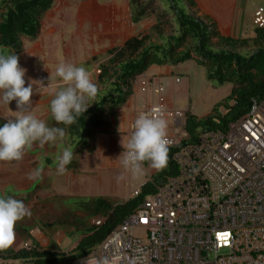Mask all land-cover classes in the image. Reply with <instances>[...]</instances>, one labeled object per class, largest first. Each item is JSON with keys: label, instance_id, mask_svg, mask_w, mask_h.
<instances>
[{"label": "built area", "instance_id": "built-area-1", "mask_svg": "<svg viewBox=\"0 0 264 264\" xmlns=\"http://www.w3.org/2000/svg\"><path fill=\"white\" fill-rule=\"evenodd\" d=\"M252 24L264 29L263 7L254 9ZM152 84L142 77L128 90L144 95ZM154 101L137 110L129 137L140 113L162 108L169 144L167 164L156 171L174 174L121 227L68 264H264V99L253 101L225 131L197 132L194 139L185 130L186 114L170 109L161 87ZM135 229L144 239L132 236Z\"/></svg>", "mask_w": 264, "mask_h": 264}, {"label": "crops", "instance_id": "crops-1", "mask_svg": "<svg viewBox=\"0 0 264 264\" xmlns=\"http://www.w3.org/2000/svg\"><path fill=\"white\" fill-rule=\"evenodd\" d=\"M57 2L62 4L58 11L49 10L41 16L39 21L41 30L36 39H22L19 52L3 48L18 57L19 66L26 70V77L33 86L31 103L22 111L31 113L37 119L45 121L49 127L64 128L65 136L62 141L55 144L40 146L38 143H33L20 161H0V196H12L23 202L26 201L28 202L27 206L31 208L41 207V211L46 210L41 214L46 215L47 212H51L45 207L37 206V203L44 201L47 195L42 196L41 189H38L33 191L32 197H29L26 196L27 190L30 187L41 186L47 187L46 190L50 191L54 184L53 180H55L50 176V173L53 172L57 173L55 184H61L64 188L62 194L55 192L56 196L66 199L70 193L74 196L75 203L79 200L97 198V194L87 191L86 188L93 185L92 183L99 185L102 182L100 171L118 169L121 163L116 158L123 151L121 143L126 144L129 138L130 121L142 106L148 107L155 102L152 97L149 98V95L137 93L134 97H129L121 106L111 109L108 99L103 106L99 107V101L109 91L111 81L106 78L100 79V76L98 77L93 72L108 67V63L112 59L110 51L123 47L126 41L141 33L137 30L136 25H134L135 30L130 28L133 24L130 19L129 0H57ZM192 5L200 9L206 16V20L202 21L214 23L220 36L235 40L252 39L253 36L239 37L241 28L239 25L244 27L246 16L248 15V18L251 19L252 11L256 7L264 8V0H198L192 2ZM63 8L72 9L74 12L75 31L73 33L66 34L63 30L67 27L64 24L61 26V23L54 20L56 13L58 15ZM247 11L249 12L247 13ZM68 35L70 41L65 42V37ZM75 39L76 42L79 41V45L74 43ZM85 42L88 46L87 49ZM78 46H82L84 53L81 54ZM62 63L86 66L91 74L92 82L98 87L95 99L87 101L91 105L88 110H91L95 105H98V108L95 112V120L87 122L85 131L79 126L68 129L55 122L51 116L50 100L54 97L55 92L64 86L60 78L55 75L57 66ZM147 75L161 81L172 75V72L169 65H152L147 68L142 77ZM104 79L109 81L108 86L105 83L98 85V82L101 80L104 82ZM27 84L25 83V86ZM5 112V106L3 109L0 103V125L6 123L7 118L15 115V113L8 115ZM88 138L89 140L86 142L85 139ZM65 148L72 150L73 160L66 166V171L61 174L57 171V165L56 167L53 165L57 164L58 157ZM37 168L41 169L40 177L34 180L29 179V174ZM149 168L148 175L150 177L157 171ZM51 193L50 191L49 195ZM107 197L103 198L112 200L111 196ZM59 209L68 210L64 207ZM35 212L31 210V214ZM71 214L76 213L72 212ZM38 215L41 217L40 214ZM29 222H26L25 225H28ZM27 228L30 234L29 242L32 240L40 245L36 235L38 231L32 227ZM45 235L47 236L48 233ZM48 241L49 238L44 243ZM23 245H28V242H23L21 247Z\"/></svg>", "mask_w": 264, "mask_h": 264}, {"label": "trees", "instance_id": "trees-1", "mask_svg": "<svg viewBox=\"0 0 264 264\" xmlns=\"http://www.w3.org/2000/svg\"><path fill=\"white\" fill-rule=\"evenodd\" d=\"M162 1L175 15L177 35L169 36L163 45L146 46L149 38L139 34L126 41L123 47L110 51L112 59L108 63L109 66L103 67L100 71V79L107 78L111 81L110 89L99 101V107L108 99L111 109L124 104L130 96L129 83L141 76L149 66L176 65L194 60L204 68L207 81H215L219 85L231 84L228 100L232 105L224 103L226 111L224 114L213 109L211 114L202 119L186 114L185 130L190 139H194L197 132L225 131L229 123L249 110L253 101L261 102L264 99V29L255 28L252 39L235 40L223 37L219 35L214 23L204 22L187 14L177 7L174 0ZM1 3L5 10L0 14V47L19 52L22 45L21 38L34 40L38 36L40 18L51 8L53 0H1ZM128 4L131 23L137 25L146 18L149 10L140 0H129ZM214 38L218 44L227 47L228 50L211 49L210 41ZM249 45L255 50L248 55H241L235 51L237 47ZM97 108L98 105H95L91 110L80 114L74 124L66 127L68 129L76 126L82 129L84 125L86 127L88 120L89 123L95 120ZM173 174L171 169L166 168L153 175L140 188V196L121 204H113L105 198L76 201V210L86 213L89 218L100 217L104 221L99 227L84 224V233L68 253L49 247L41 249L37 245L28 250H13L9 246L0 249V262L68 264L85 256L120 225L146 196L153 194L155 188L162 184L167 176ZM76 222L80 220L77 219ZM58 223L67 224L62 220ZM72 224L74 223L70 225Z\"/></svg>", "mask_w": 264, "mask_h": 264}, {"label": "rangeland", "instance_id": "rangeland-1", "mask_svg": "<svg viewBox=\"0 0 264 264\" xmlns=\"http://www.w3.org/2000/svg\"><path fill=\"white\" fill-rule=\"evenodd\" d=\"M174 1L177 7L183 9L187 14H190L204 21L206 20V16L202 14V11H200V9L195 8L194 5H190L191 2L196 1ZM140 2L149 10L146 18L141 20L139 24L136 25V27L138 28L137 30L141 32L139 34H144L149 38L146 46H149L151 44L163 45L165 43V40L169 36L177 35L178 26L175 20V15L164 1L140 0ZM61 5L62 4L58 3L57 0H54L53 5L49 10L58 11ZM4 10L5 9L4 7H2V3L0 0V14H2ZM249 11H247V13ZM74 19L75 16L72 9L66 8H63V10L58 13V15L56 13L54 18V20L58 21V23H61V26H63L64 24L67 27V29L63 28V31H65L66 34L71 32L73 33L75 31ZM248 23H250L249 26H247ZM154 26L157 27L155 28ZM239 26L241 27L239 31V37L245 38L248 36H253L255 27L252 24V17L251 19H249L248 15L246 16L243 27L244 29L241 25ZM130 28L132 30H135L134 25H131ZM69 38V35L66 36L65 42H69ZM74 43L79 45V41L76 42V39ZM85 46L87 49L88 46L86 42ZM210 47L213 50H228L227 47L218 44L215 38L211 39ZM78 48L81 50V54L84 53L82 46H78ZM254 50L255 48L252 45L246 47H237L235 49V51L241 55H248ZM169 68L172 72V75H170L165 80L159 81L151 75H147L146 77H144L145 79L153 81L150 92H146V94L148 93L147 96L149 95V98L152 97L155 100L158 97V88L161 87L163 89V96L167 99L171 110L189 114L197 119H202L208 116L209 114H211L213 109H216L220 114H224L226 112L224 103L232 105V102L228 100L232 89L231 84L219 85L215 81H207L205 78L204 68L199 66L194 60H187L176 65H169ZM93 74L97 75L98 77L100 76V73L98 74L96 70L93 72ZM26 76L27 74H25V83H29V79ZM102 83H105L106 86H108L109 81L104 79L103 82L101 80L98 82V85H102ZM3 104L4 103H1V106L3 107V109L5 106V114L13 115L12 111L16 110L15 101L11 102L9 106L7 104L3 106ZM84 126L82 128L83 131L86 130V127ZM88 140L89 138L85 139L86 142H88ZM56 165L57 164H54L53 167H56ZM149 172L150 168L148 165L143 166V171L140 174H133L130 171L124 169L122 165H119L118 169L116 170L100 171V174L102 176L101 178H103L102 182L99 185L92 183L93 185L87 187L86 190L92 191L97 194V198L111 196L110 198H112V200L109 199L111 203L121 204L129 199L130 195L134 191L139 190L144 184L148 182ZM56 175L57 173H50V176L55 180ZM118 177L122 178L118 179ZM55 180H53L54 184L50 188V191L52 192L50 195L49 189L46 190L47 187H30L27 190L26 196L32 197L34 195V190L41 189L40 194L42 196L47 195V197L44 198V201L37 203V206L45 207V209L49 210L51 213L47 212V215L41 214L46 210L41 211V207H28V202L22 201L30 209V211L33 210L34 212H36L32 213L30 216H26L23 220L19 221L16 224L14 229L15 240L10 246L13 250L20 249L19 247H21V244L25 241L30 243V234L29 230H27V227H32L36 231H38L36 235L38 237V241H40L39 244L42 248H46L48 246L49 248L59 249V251L67 253L75 246L81 234L84 233V224H87V226L90 225V221L92 220V218H89L86 213L76 210L74 196L70 195V193L68 194L66 199L56 196L55 192H57L58 194H62L64 192V188L63 186H61V184H55ZM61 207H64L65 209L68 208V210L62 211L59 209ZM72 212H75L76 214H71ZM38 214H40L41 217H39ZM77 219H79L80 222H76ZM61 220L65 221L67 224L62 225L58 223L61 222ZM28 221H30L28 225H25ZM71 223L74 224H72L71 226ZM47 233L48 235L46 236L45 234ZM132 236L136 239L142 240L144 239L145 233L141 229H135L132 233ZM47 238H49V241L47 243H44ZM3 263L17 264L9 263L8 261ZM20 263L21 262H19V264Z\"/></svg>", "mask_w": 264, "mask_h": 264}, {"label": "clouds", "instance_id": "clouds-1", "mask_svg": "<svg viewBox=\"0 0 264 264\" xmlns=\"http://www.w3.org/2000/svg\"><path fill=\"white\" fill-rule=\"evenodd\" d=\"M25 74L26 70L19 66L18 57L13 52L9 53L0 48V103L9 106L15 101L17 109L12 111L15 113L14 116L7 118V122L0 125V161H20L33 143H38L40 146L55 144L62 141L65 136L64 128L49 127L45 121L22 111L31 103L30 98L33 95L32 84L28 83L25 86ZM55 75L60 78L64 86L56 91L50 100V113L55 122L69 126L91 106L87 101L95 99L98 87L92 82L90 72L83 66L62 63L57 66ZM140 78L142 75L135 80ZM136 94L130 93L129 97H134ZM167 127L168 121L162 108H153L150 112L140 113L132 124L133 131L126 144L121 143L123 151L116 159L120 160L124 169L133 174L142 173L144 165L155 170L164 168L167 164L169 144ZM72 160V150L65 148L57 160L58 173L63 174ZM40 174L41 169L37 168L29 174V179H38ZM139 190L141 192V189ZM129 199L134 198L130 195ZM30 215V209L21 200L12 196H0V249L8 248L13 244L16 224ZM95 219L97 218L90 221V225ZM35 245L44 248L32 241L26 246L32 248L36 247ZM20 249L26 250L24 245ZM0 264L6 263L0 262Z\"/></svg>", "mask_w": 264, "mask_h": 264}, {"label": "bare ground", "instance_id": "bare-ground-1", "mask_svg": "<svg viewBox=\"0 0 264 264\" xmlns=\"http://www.w3.org/2000/svg\"><path fill=\"white\" fill-rule=\"evenodd\" d=\"M143 200H144V199H143ZM128 217H129V216H127L125 219H128ZM125 219H124V220H125ZM123 222H124V221H123ZM123 222H122L120 225H118V226L113 230V232H114L115 230H117L119 227H121V226L124 224ZM94 248H95V247H94ZM94 248H92L91 250H93Z\"/></svg>", "mask_w": 264, "mask_h": 264}]
</instances>
